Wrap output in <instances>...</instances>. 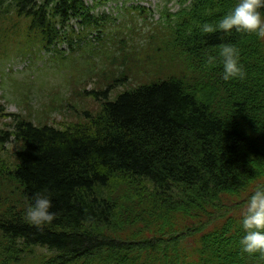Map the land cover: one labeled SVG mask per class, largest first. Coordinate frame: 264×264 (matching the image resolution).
Listing matches in <instances>:
<instances>
[{
	"label": "trees",
	"instance_id": "16d2710c",
	"mask_svg": "<svg viewBox=\"0 0 264 264\" xmlns=\"http://www.w3.org/2000/svg\"><path fill=\"white\" fill-rule=\"evenodd\" d=\"M175 1L151 43L127 50L122 38L108 53L113 72L122 68L90 92L101 103L85 122L56 127L0 105L10 119L0 129V264H264L239 245L246 201L264 188V40L200 32L238 0ZM92 8L0 0L1 42L23 32L29 49L73 51L82 38L71 21L98 32L110 23ZM225 44L238 49L243 79H222ZM130 77L150 79L109 99ZM38 193L56 214L39 228L25 219Z\"/></svg>",
	"mask_w": 264,
	"mask_h": 264
},
{
	"label": "rangeland",
	"instance_id": "374dc122",
	"mask_svg": "<svg viewBox=\"0 0 264 264\" xmlns=\"http://www.w3.org/2000/svg\"><path fill=\"white\" fill-rule=\"evenodd\" d=\"M84 2L93 7V15L110 17V23L98 32L97 29L83 31L78 21H71L69 25L82 38L80 43L77 42L79 47L73 51L69 52L66 42L57 46L62 53L46 51L34 44L29 45V49L24 45L23 32H17L8 43H2L0 39V105L3 113L27 115L33 121H46L56 127L85 122L84 111L93 115L100 109L101 101L95 100L90 92L106 88L107 76L116 75L122 68L113 72L107 60L108 53L123 46L118 43L122 38L127 50L138 44L151 43L150 35H154L158 25L164 24L162 11L173 13L179 9L175 0ZM132 7L137 8L130 10ZM149 77L141 80L130 77L112 88L108 98L113 99L118 92L147 82ZM9 122V118L0 116V129H7L5 124ZM17 148L14 141H9L3 146V154L11 158ZM36 251L48 254L42 248Z\"/></svg>",
	"mask_w": 264,
	"mask_h": 264
},
{
	"label": "clouds",
	"instance_id": "9594fccd",
	"mask_svg": "<svg viewBox=\"0 0 264 264\" xmlns=\"http://www.w3.org/2000/svg\"><path fill=\"white\" fill-rule=\"evenodd\" d=\"M264 0H238L234 8L224 14L217 23L204 22L199 25L202 34L221 32L230 35L236 33L255 34L258 39L264 40ZM223 61L222 79L225 82L246 75L240 64V54L236 47L225 44L220 49ZM214 58L206 63L211 66ZM52 199L48 195L37 194L34 203L25 213L26 222L36 227L50 225L56 214L50 211ZM244 235L239 240L241 251L248 254L259 253L264 255V188H256L248 197L241 220Z\"/></svg>",
	"mask_w": 264,
	"mask_h": 264
}]
</instances>
